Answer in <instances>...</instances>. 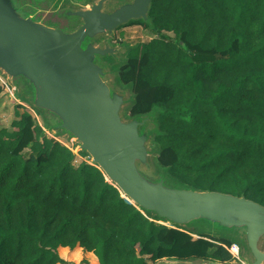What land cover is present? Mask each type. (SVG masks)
<instances>
[{
  "label": "trees",
  "instance_id": "1",
  "mask_svg": "<svg viewBox=\"0 0 264 264\" xmlns=\"http://www.w3.org/2000/svg\"><path fill=\"white\" fill-rule=\"evenodd\" d=\"M127 24L155 35L129 48L119 71L128 114L148 117L163 168L147 175L264 205V0H151L148 21ZM12 125L0 128V264L231 259L229 237L165 225L99 167L75 165L43 130L48 120L26 109Z\"/></svg>",
  "mask_w": 264,
  "mask_h": 264
},
{
  "label": "water",
  "instance_id": "2",
  "mask_svg": "<svg viewBox=\"0 0 264 264\" xmlns=\"http://www.w3.org/2000/svg\"><path fill=\"white\" fill-rule=\"evenodd\" d=\"M105 1L96 0L86 9H63L65 16L79 19L67 32L37 21L17 0H0V72L12 83L18 78L26 82L32 106L56 120L53 129L79 142L78 150L90 155V164L100 168L123 198L131 199L125 201L170 226L203 221L216 230L235 232L244 241L246 264H264V205L245 196L171 186L163 177L147 175L148 117L122 120L125 98L105 80V67L98 62L116 49L96 46L93 40L131 20L148 21L151 0L125 1L109 11L104 10Z\"/></svg>",
  "mask_w": 264,
  "mask_h": 264
},
{
  "label": "rangeland",
  "instance_id": "3",
  "mask_svg": "<svg viewBox=\"0 0 264 264\" xmlns=\"http://www.w3.org/2000/svg\"><path fill=\"white\" fill-rule=\"evenodd\" d=\"M96 0H47L45 4L40 3L38 0H17L18 6L21 5V9L26 13H31L34 15V18L42 22L45 25L56 27L63 29L64 31H71L75 26L79 25V19L77 20L75 17L70 18L65 16L63 9H86L89 8L92 2ZM130 0H106L104 4V10H112L115 6ZM20 7V6H19ZM170 36H173L172 33H169ZM155 35L151 34L148 30L143 28L138 24H124L113 30L112 33L103 34L97 36L93 42L96 46L103 47L104 45H108L109 47H113L116 49L113 55H106L98 58V62L101 63L105 67V80L112 84L115 91L122 93L125 98V103L121 106L120 116L122 120L128 121L131 117L128 114L127 108L132 103L133 94L131 91L130 84L124 83L120 79V67L126 62L127 52L129 48L132 46L141 43L147 42L151 40ZM11 82V81H10ZM12 83V82H11ZM15 90L17 97L9 96L8 93H1L0 96V128L7 129L12 132L15 131L16 128L12 125L14 121L17 120L19 115L25 111L26 109L29 111L31 108L34 110L36 119L41 123L45 124L47 120L54 125V128L57 127L56 120L48 114H45L43 111L36 109L32 106L28 93L26 92V88L28 85L22 79L18 78L15 83ZM30 94V93H29ZM26 105V108L24 107ZM31 111V110H30ZM56 133V134H55ZM55 134L58 139L63 141L64 143L70 145L75 153V159L73 163L77 165L82 160H87L91 162L90 155H80L78 153V145L79 142L58 129H50L47 132V135ZM147 148L151 151L148 155V159L151 164V169H145L147 172L151 171L154 173H159L162 171V167L157 162V154L155 152V145L151 142V138L149 137L147 143ZM154 149V150H153ZM165 225L170 226V224L164 223ZM191 232L194 233L193 237L197 238L201 232L210 233V237L216 239H223L229 237L231 243H235L239 248V256L231 257L226 264H246V258L249 257L246 253V248L244 241L234 240L232 238H237V236L233 232H229L227 230H216L215 227L204 223L203 221H196L191 224L189 227H184ZM235 238V239H236ZM260 249L264 252V239L260 242ZM180 260L177 259H161L157 260L154 263L150 264H182L177 262ZM192 261L194 263H204L202 260H187ZM177 262V263H176Z\"/></svg>",
  "mask_w": 264,
  "mask_h": 264
},
{
  "label": "built area",
  "instance_id": "4",
  "mask_svg": "<svg viewBox=\"0 0 264 264\" xmlns=\"http://www.w3.org/2000/svg\"><path fill=\"white\" fill-rule=\"evenodd\" d=\"M0 85L2 86V89H3L2 90V93H5L6 92V93H8L9 96H13L14 98L16 97L15 96V87L12 85V83L10 82V80L8 79V77L5 76L2 72H0ZM24 107H26V105H24ZM30 110H29V112L30 113L33 112L34 115L36 116L34 110L32 108ZM39 124L42 125L40 122H39ZM42 128L45 131V133L47 134L48 130L45 129L43 126H42ZM55 134H51L49 137H51V138L59 141L60 143H62L63 145L67 146L68 148H70L73 151V149H72V147L70 145H68V144L64 143L63 141H61L60 139H58V137H56ZM73 153H74V151H73ZM225 248L229 251V253L232 255V257L238 258V256H239V248H238V245L237 244L231 243V245H229L228 247L225 246Z\"/></svg>",
  "mask_w": 264,
  "mask_h": 264
},
{
  "label": "bare ground",
  "instance_id": "5",
  "mask_svg": "<svg viewBox=\"0 0 264 264\" xmlns=\"http://www.w3.org/2000/svg\"><path fill=\"white\" fill-rule=\"evenodd\" d=\"M124 195V194H123ZM127 197V196H126ZM130 201H131V199L129 198V197H127ZM166 223V222H165ZM167 224H169V223H167Z\"/></svg>",
  "mask_w": 264,
  "mask_h": 264
},
{
  "label": "crops",
  "instance_id": "6",
  "mask_svg": "<svg viewBox=\"0 0 264 264\" xmlns=\"http://www.w3.org/2000/svg\"><path fill=\"white\" fill-rule=\"evenodd\" d=\"M0 96H1V94H0ZM17 119H18V118H17ZM164 259H165V258H164ZM160 260H161V259H160ZM177 262H178V261H177ZM177 262H176V263H177Z\"/></svg>",
  "mask_w": 264,
  "mask_h": 264
}]
</instances>
